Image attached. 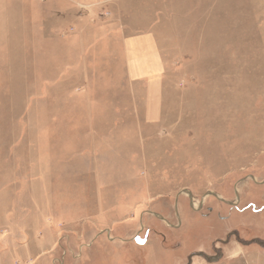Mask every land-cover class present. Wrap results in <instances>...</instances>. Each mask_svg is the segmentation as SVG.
I'll use <instances>...</instances> for the list:
<instances>
[{
	"label": "rangeland",
	"instance_id": "1",
	"mask_svg": "<svg viewBox=\"0 0 264 264\" xmlns=\"http://www.w3.org/2000/svg\"><path fill=\"white\" fill-rule=\"evenodd\" d=\"M0 264H264V0H0Z\"/></svg>",
	"mask_w": 264,
	"mask_h": 264
},
{
	"label": "crops",
	"instance_id": "2",
	"mask_svg": "<svg viewBox=\"0 0 264 264\" xmlns=\"http://www.w3.org/2000/svg\"><path fill=\"white\" fill-rule=\"evenodd\" d=\"M131 43H132V45L129 46V48H153V44L151 42H149V44H147L142 39L139 40V45H135V43H138V40H132Z\"/></svg>",
	"mask_w": 264,
	"mask_h": 264
}]
</instances>
